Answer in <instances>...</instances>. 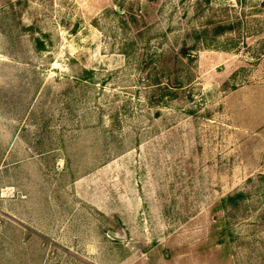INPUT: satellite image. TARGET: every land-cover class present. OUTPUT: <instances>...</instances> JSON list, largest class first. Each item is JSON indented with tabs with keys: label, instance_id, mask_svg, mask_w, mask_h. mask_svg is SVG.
I'll use <instances>...</instances> for the list:
<instances>
[{
	"label": "rangeland",
	"instance_id": "rangeland-1",
	"mask_svg": "<svg viewBox=\"0 0 264 264\" xmlns=\"http://www.w3.org/2000/svg\"><path fill=\"white\" fill-rule=\"evenodd\" d=\"M0 264H264V0H0Z\"/></svg>",
	"mask_w": 264,
	"mask_h": 264
}]
</instances>
